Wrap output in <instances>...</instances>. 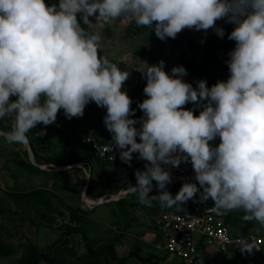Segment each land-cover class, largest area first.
Segmentation results:
<instances>
[{
  "label": "clouds",
  "instance_id": "clouds-1",
  "mask_svg": "<svg viewBox=\"0 0 264 264\" xmlns=\"http://www.w3.org/2000/svg\"><path fill=\"white\" fill-rule=\"evenodd\" d=\"M77 14L88 27L92 16L103 23L130 17L148 28L155 22L162 41L185 28H211L223 38L216 27L223 19L234 25L230 77L211 88L199 80L193 88L181 78L183 66L170 75L164 61H144L137 70L147 81V98L138 105L144 116L132 119V99L122 91L130 72L99 55L101 36L82 28ZM90 102L106 108L104 123L120 159L131 166L138 153L147 162L135 172L136 185H127L141 204L180 209L199 192L201 202L214 201L218 215L242 209L243 221L264 225V0H59L58 6L0 0V119L15 116L0 135L27 144L37 124H53L60 109L68 119L82 117ZM190 102L202 108L198 116L183 107ZM217 136L221 142L212 147ZM189 158L200 187L185 182L173 197L166 190L171 171L163 166L178 168ZM153 181L160 194L149 196ZM239 248L251 254L256 247L241 238Z\"/></svg>",
  "mask_w": 264,
  "mask_h": 264
},
{
  "label": "rangeland",
  "instance_id": "rangeland-1",
  "mask_svg": "<svg viewBox=\"0 0 264 264\" xmlns=\"http://www.w3.org/2000/svg\"><path fill=\"white\" fill-rule=\"evenodd\" d=\"M45 3L58 6L59 0ZM77 20L87 32L101 36L100 56L130 72L122 91L132 99L131 108L135 110L132 119L139 121L144 116L138 105L147 98L143 92L147 81L137 71L144 61L150 66L164 61V71L170 75L173 67L183 66L187 75L181 78L193 88L199 80H205L211 88L217 81L230 77L227 61L236 42L229 40L228 35L234 25L223 19L216 22V27L225 31L223 38L211 28L200 31L185 28L174 39L163 41L155 34V22L148 28L138 26L130 17L103 23L92 16L89 17L92 26L88 27L80 14ZM10 99L14 101L16 97ZM183 107L193 110L194 115L201 109L191 102ZM106 115V108L90 102L82 117L68 119L60 109L53 124H37L27 133V144L8 143L0 138V264H20L35 253L40 254L39 264L178 263L170 255L162 259L166 254L165 237L156 224L159 215L156 208L141 204L130 192L120 197L121 190H128V183L136 185L135 172L144 168L109 162L96 155L87 163L78 160L85 155L73 131L76 125L81 137L92 130L96 138L107 140L112 133L104 123ZM0 122L12 128L15 116L8 115ZM220 142L217 136L215 145ZM25 149L32 155L27 157ZM37 158L42 159L40 164ZM19 159L46 171L19 166L16 163ZM82 162L86 170L74 166ZM187 182L200 187L198 181ZM183 183L166 190L175 196ZM159 194L160 190L154 187L149 196ZM199 195L198 192L187 202H199L201 209L197 212L213 208L211 198L201 202ZM91 200L95 203L87 204ZM244 215L242 209L231 211L225 214V221L235 233L251 231L264 237V225L243 221ZM206 251L200 255L198 264H264V244L259 256L253 253L243 256L239 251L224 254L214 247H207Z\"/></svg>",
  "mask_w": 264,
  "mask_h": 264
},
{
  "label": "built area",
  "instance_id": "built-area-1",
  "mask_svg": "<svg viewBox=\"0 0 264 264\" xmlns=\"http://www.w3.org/2000/svg\"><path fill=\"white\" fill-rule=\"evenodd\" d=\"M200 111L196 116L199 115ZM135 126L139 128L140 123H137ZM82 139L92 147L97 157L110 162L119 161L124 163L120 159V150L115 148L112 139L109 141H101L94 136L91 130L87 131V134H84ZM215 140L216 138L209 142L212 147H217ZM137 142H139V137H137ZM110 145L112 146V150L110 149ZM84 162L87 163L88 161L84 160ZM85 163L74 164V166H79L86 170ZM146 163V161L139 158L138 153H133L131 165L144 168ZM163 167L171 171V183L166 185L168 188H172L177 183L196 181L190 158L188 162H182L178 168H172L166 165ZM152 184L156 185V182L153 181ZM128 193V190H121L119 192L120 197H124ZM92 202L95 203L91 200L87 204H91ZM156 224L164 234V248L166 253L183 264L199 263L198 261L201 255V249L199 247L200 241H203L206 248L214 247L220 253L239 251L242 254L239 248V240L241 238H247L256 247L252 251L256 256H259L261 247L264 244V237L259 233L251 231L245 233L233 232L229 224L225 221V215H218L212 208L205 209L201 212L180 213L162 207ZM242 255L247 256L248 253H243Z\"/></svg>",
  "mask_w": 264,
  "mask_h": 264
},
{
  "label": "trees",
  "instance_id": "trees-1",
  "mask_svg": "<svg viewBox=\"0 0 264 264\" xmlns=\"http://www.w3.org/2000/svg\"><path fill=\"white\" fill-rule=\"evenodd\" d=\"M219 81H220V80H219ZM217 82H218V81H217ZM0 129H1L2 131H4V132H7V131H10V130H11V128H9L6 124H4V123H2V122H0ZM73 131H74L75 133H77V135H76L77 138H78V140H77V144H78V146H79L80 148H82V149L84 150V155H85V156L81 157V158L78 159V160L84 161V160H88L89 158L94 157V156H95V153H94L92 147H91L89 144H87V143H85V142L83 141L82 137H81V136L79 135V133H78L77 125H76V128H75ZM0 138H4V137H3L2 135H0ZM109 140H111V139H109ZM109 140H108V141H109ZM24 152H25L26 156L29 157L27 149H25ZM35 155H36V152H35ZM41 161H42V159L37 158V161H36V162L40 164ZM79 162H80V161H79ZM16 163H17L19 166H22V167H24V168H29V169L32 170V171H46V169H43V168L39 167L38 165H36V164L30 162V161H29V162L24 161L23 159H19V160H17ZM172 193H173V192H172ZM135 197L138 198V196H137L136 194H135ZM173 197H174V196H173ZM191 202H192V203H188V202H186L185 204L182 205V208H180V209H176V208H167V209L174 210V211H176V212H180V213H185V212H195V211L201 209V208H199V207H201L199 202H196V201H191ZM152 206L156 208L157 212L160 213V212L162 211V206L160 205V203H159L158 201H153ZM230 228H231V227H230ZM231 229H232V228H231ZM232 231H233V230H232ZM199 247H200V249H201V254H202V255H205V254H206V253H205V251H206V246H205V244L203 243V241H200V243H199ZM206 252H207V251H206ZM224 254H227V253H224ZM168 256H169V254L166 253V254L162 257V259L165 260ZM39 261H40V254H39V253H35L31 258L22 261L20 264H39ZM176 264H183V263L178 262V263H176Z\"/></svg>",
  "mask_w": 264,
  "mask_h": 264
},
{
  "label": "crops",
  "instance_id": "crops-1",
  "mask_svg": "<svg viewBox=\"0 0 264 264\" xmlns=\"http://www.w3.org/2000/svg\"><path fill=\"white\" fill-rule=\"evenodd\" d=\"M92 131V130H91ZM92 133H93V131H92ZM94 134V133H93ZM95 136V135H94ZM96 137V136H95ZM97 139H99V138H97ZM109 139H112V136L110 137V138H108L107 140H101V141H108ZM100 140V139H99ZM110 162V161H109Z\"/></svg>",
  "mask_w": 264,
  "mask_h": 264
},
{
  "label": "water",
  "instance_id": "water-1",
  "mask_svg": "<svg viewBox=\"0 0 264 264\" xmlns=\"http://www.w3.org/2000/svg\"><path fill=\"white\" fill-rule=\"evenodd\" d=\"M2 131V130H1ZM29 150V149H28ZM29 155L31 156L32 154H31V151H29Z\"/></svg>",
  "mask_w": 264,
  "mask_h": 264
},
{
  "label": "bare ground",
  "instance_id": "bare-ground-1",
  "mask_svg": "<svg viewBox=\"0 0 264 264\" xmlns=\"http://www.w3.org/2000/svg\"><path fill=\"white\" fill-rule=\"evenodd\" d=\"M156 187V185H153V188Z\"/></svg>",
  "mask_w": 264,
  "mask_h": 264
}]
</instances>
